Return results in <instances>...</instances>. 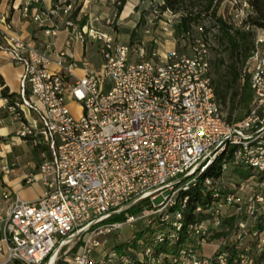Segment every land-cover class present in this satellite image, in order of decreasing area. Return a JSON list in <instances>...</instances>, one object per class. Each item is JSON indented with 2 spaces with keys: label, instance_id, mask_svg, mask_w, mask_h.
<instances>
[{
  "label": "built area",
  "instance_id": "obj_1",
  "mask_svg": "<svg viewBox=\"0 0 264 264\" xmlns=\"http://www.w3.org/2000/svg\"><path fill=\"white\" fill-rule=\"evenodd\" d=\"M44 1L28 0L24 14L47 28L48 35H57L59 28L53 20L57 18L70 39L81 44L97 41L102 64L91 69L90 63L83 61L84 77L70 83L78 64L68 60L66 51H56L52 57L21 38L0 35V51L23 68L20 101L9 107L20 123L16 137L28 141L41 157L37 175L25 181H41L45 189L35 202L12 200L9 190L2 191V200L11 201L6 209L0 206L2 264H56L63 250L77 244L79 251L65 257L66 264H136L131 257L134 250L127 249L124 254L107 250L104 237L140 219L153 224L158 216L180 230L187 200L182 201L181 210L171 209L180 193L222 155H231L224 172L228 166L245 167L264 175V31L258 30L246 65L253 91L251 111L242 121L228 124L216 98L206 41L194 40L187 52L158 49L147 59L144 45L119 44L112 34L93 24L80 27L81 20L74 18L77 7L70 1L51 0L52 7L32 10L34 4ZM141 2L153 8L147 33L165 16V21H158L159 29L173 36L172 19L177 15L162 13L159 6L163 3L157 0ZM232 4L235 23L242 26L252 13L251 6L243 0H232ZM113 25L114 21L106 22L110 30ZM72 104L80 110L78 117ZM251 180L248 201L237 195L245 183L219 186L218 190L235 194L217 204L215 221L224 211L238 216L244 204L251 221L264 213V183ZM160 197L163 200L157 203ZM142 203L144 209L136 216L127 214L125 223L107 222ZM207 223L192 228L200 248L210 245L204 238ZM245 224H240L239 240ZM164 236L157 238L162 241ZM169 237L176 239L173 233ZM261 238L264 245V235ZM96 250L102 251L98 260L94 258ZM141 256L142 262L161 264L150 248ZM228 259L227 253L208 256L187 249L180 261L229 264Z\"/></svg>",
  "mask_w": 264,
  "mask_h": 264
},
{
  "label": "trees",
  "instance_id": "obj_2",
  "mask_svg": "<svg viewBox=\"0 0 264 264\" xmlns=\"http://www.w3.org/2000/svg\"><path fill=\"white\" fill-rule=\"evenodd\" d=\"M202 2L201 9L196 8V2ZM216 0H160L163 3L159 6L160 11H170L175 15H180V20L175 26V35L179 46L184 43L185 46L189 40V35L194 26H198L203 16L213 17L216 24L213 28L218 29L216 40L218 43L217 52L219 54L217 67L218 80H213L216 98L220 105L228 107V118H225L228 124H233L245 119L250 111L253 100V91L251 88L250 75L246 71V65L255 48V37L257 31H264V0H243L250 4L252 13L242 26H237L235 21L228 20L224 17H217ZM126 0H120L117 8L118 14L122 12ZM159 4V3H158ZM79 10L74 13V18ZM141 14L140 23L131 33L130 46H141L143 43L135 41L139 28L142 30L149 27V18L153 15V8L142 6L139 8ZM117 14V15H118ZM88 22L85 17L79 22L80 27H84ZM158 23L155 22L154 28ZM248 27V29H247ZM208 30L205 32L207 33ZM155 33V32H154ZM178 51L185 50L179 48ZM146 48V58L150 59L153 52L158 50L157 44L150 41ZM225 68V71H221ZM1 97L8 101L9 107L14 106L20 101V95L10 93L4 78L0 74ZM10 111V110H9ZM240 111L237 119L232 121V115ZM11 112V111H10ZM12 113V112H11ZM231 155L225 154L218 157L190 186L187 191H182L179 195L177 205L170 212L181 210V204L184 199L187 200L186 208L181 211L183 219L180 221L181 229L177 230L170 224L162 222L158 216L153 224H149L146 229L138 230L131 241H127L115 246L112 250L124 254L127 249L141 250L150 248L153 257L161 258V264H182L181 253L187 249L199 250V239L192 230L196 225L204 222L217 223V227H209L205 239L209 244L219 243V248L215 255L227 253L229 264H264V245L261 236L264 235V213L260 214L255 221H251L246 213L247 205H242V212L236 216L230 213H224L217 218L213 217V211L217 204L226 202L224 198L228 195L235 194V191H220L217 182L224 175V165L230 161ZM232 168V167H231ZM232 175L237 179V183H246L253 179L257 183H264V175L253 169L245 167L232 168ZM211 181V184H207ZM219 191V192H218ZM219 193L220 196H216ZM146 206L139 204L131 207L126 213L114 215L108 223H125L127 214L130 216L138 215ZM200 209V211H198ZM213 219H212V218ZM250 222L247 236L248 241L239 240L240 224ZM155 225L157 229H155ZM257 232L258 235H254ZM159 233V234H158ZM176 235V239L169 236ZM164 234L161 241L157 237ZM142 242V244H140ZM213 253V254H214ZM134 254V253H133ZM212 254V255H213ZM131 257L137 262L136 264H147V262L137 261L133 255ZM46 259L45 262H47ZM56 264H61L58 260ZM66 264V263H64Z\"/></svg>",
  "mask_w": 264,
  "mask_h": 264
},
{
  "label": "crops",
  "instance_id": "obj_3",
  "mask_svg": "<svg viewBox=\"0 0 264 264\" xmlns=\"http://www.w3.org/2000/svg\"><path fill=\"white\" fill-rule=\"evenodd\" d=\"M63 1H70L77 6L79 12L75 14L77 15L75 18L81 20L82 15L85 14L84 16L88 18L87 24H93L99 31L112 34L116 42L123 45H129L131 33L140 23L141 14L139 8L142 9V6L149 7L148 3H142L141 0H126L122 12L118 14L117 8L120 0ZM27 4L28 0H0V35H11L21 38L31 46L46 52L52 57L56 51H66L68 60L71 63L78 64V67L72 70V76L69 78L70 83H74L84 77L86 71L82 65L83 61H88L91 69H99L101 67L100 44L97 41L89 39L86 44H81L74 39H70L69 31L65 28L64 23L57 18L53 19L59 28L57 35H48L46 32L47 28L41 27L33 21L31 16L24 14ZM53 4L54 2L51 0H45L40 4H34L32 10H46L52 7ZM112 19L120 27L119 33L114 29L110 30L107 28L106 22ZM123 26L127 30L125 37L122 33ZM141 29L142 27L137 30L138 35H136L135 41L141 42L146 46L150 41L154 40L155 42L157 40V46L161 45L159 41L162 40V37L158 35L157 31L159 27L156 28V31L152 29L153 32L151 34L147 33L149 27L140 31ZM123 37L126 38L125 41H123ZM52 70L56 71L57 68L53 66ZM22 73V66L11 62L7 53L0 51V74L4 78L10 93L19 94ZM74 106L76 105H71L72 111ZM19 129L20 123L15 120L13 114L8 110L7 100L1 97L0 87V206L5 209L11 202H4L1 198L2 191L5 189L12 193V200L19 198L25 202L37 201L42 197L45 190L41 181L33 184H27L25 181L26 177L37 175L41 157L39 151L28 141L16 137V132ZM98 251L100 258L102 251ZM4 260L5 256L0 252V264Z\"/></svg>",
  "mask_w": 264,
  "mask_h": 264
},
{
  "label": "rangeland",
  "instance_id": "obj_4",
  "mask_svg": "<svg viewBox=\"0 0 264 264\" xmlns=\"http://www.w3.org/2000/svg\"><path fill=\"white\" fill-rule=\"evenodd\" d=\"M157 1L160 2V0H157ZM196 4H197L196 8L201 9V6L203 5L202 2L197 1ZM215 5L217 6V17L221 16V17H224L228 20H232L233 22L235 21L234 16H233L234 15V6L232 4V0H216ZM84 15L85 14L82 15L81 19L86 17ZM180 17H181L180 15H177L175 18L172 19L174 29H175V26L177 25V23L179 22ZM166 19L167 18L165 16H162V17H159V19L156 22L158 23L159 20L165 21ZM111 21L113 22L114 20L112 19ZM215 24H216V20L213 17L211 18L209 16L208 17L203 16V20L200 21L198 26L193 27L191 34L189 35V40L187 41L186 46L184 43H181V45L179 46V43H177L178 41L176 39L175 33L173 36H169V35L163 33L161 29H157L158 35H160L162 37V40L159 41L161 45L158 46V49L160 50V52H165V51H167L173 47L178 49V46H179V48L183 47V49L187 52L190 49V45L192 44V42L194 40L200 39V38L203 39L204 41H206L209 44V53H210V61H211V73H210L211 79H212V81L218 80L219 74H217L216 64L218 63L219 54L217 52L218 43L216 40V36L219 33H218L217 27L213 28V26ZM156 27H160V24L158 23L156 25ZM113 29L117 33L120 32V27L116 24L115 21H114ZM206 30H208L207 33L205 32ZM154 31H156V28H154ZM122 33H123L124 37L127 34V30L124 26L122 27ZM257 33H258V31H257ZM124 37H123V41L126 40V38H124ZM129 43H131V40L129 41ZM221 71H225V68H222ZM222 111H223L225 118H228V107H225L224 105H222ZM73 113L76 117H78L80 115V110L77 106L73 107ZM239 114H240V111L235 112L232 115V121L237 119ZM231 171H232V168L228 166V169L224 172L223 177L218 182L219 186L220 185H229V183H234L237 181V179H235V177L232 175ZM251 183H252V180L246 182L243 191H240V193L237 194L238 197H240L242 199V201H248L249 197L252 195L251 186H250ZM168 195H169V192L167 191L165 193V196H168ZM162 200H163V197H160L157 200V203H160ZM222 213H223V211H222ZM224 213H225V211H224ZM206 225H207V227H213V228L217 227V223H214L213 220H211ZM249 226H250V222H247L245 224V228L243 229L242 240L245 242L248 241V239H249V237L247 236ZM147 227H148L147 222L143 219H140L136 223H134L133 225H125L122 229L105 236L104 238H106L108 240L107 250H112L117 245H120V244L125 243L127 241H131V239L134 237V234L138 230H143V229H146ZM156 227H158V226L155 225V229H157ZM217 245H219V243L213 242L212 244L206 245L203 248L199 249L198 251L200 254L211 256L215 252ZM79 247H80V244H77V245L71 247L70 250L69 249L63 250L62 253L60 254L61 259H59L61 261V263L62 264L65 263L64 262L65 257L71 258L74 254H76L79 251ZM66 252H67V254H65ZM132 255L139 262L141 260H143V257L141 256V250H136L135 253ZM98 258H99V251L96 250L95 251V259H98Z\"/></svg>",
  "mask_w": 264,
  "mask_h": 264
}]
</instances>
